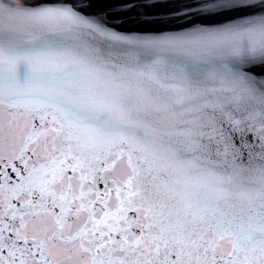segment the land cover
Here are the masks:
<instances>
[{
  "label": "snow or ice",
  "instance_id": "obj_1",
  "mask_svg": "<svg viewBox=\"0 0 264 264\" xmlns=\"http://www.w3.org/2000/svg\"><path fill=\"white\" fill-rule=\"evenodd\" d=\"M203 9L130 38L0 0V264H264V0Z\"/></svg>",
  "mask_w": 264,
  "mask_h": 264
},
{
  "label": "water",
  "instance_id": "obj_2",
  "mask_svg": "<svg viewBox=\"0 0 264 264\" xmlns=\"http://www.w3.org/2000/svg\"><path fill=\"white\" fill-rule=\"evenodd\" d=\"M62 2L67 3L78 16L98 25L105 32L130 38L178 35L196 27L212 28L226 22L223 16L203 9L211 0H62ZM8 3L19 4L20 0H8ZM99 39L100 37H97V40ZM92 62H96L94 56ZM237 92H241L238 87ZM248 104L252 107L258 106V102L254 100ZM246 115L247 111L242 106L236 118L241 119ZM248 124L252 127H248ZM225 126L227 128V122ZM259 127L258 121H248L234 132L228 129V134L232 136L237 148L250 144L253 146V154L258 156ZM242 151V159L246 160L248 151L244 149Z\"/></svg>",
  "mask_w": 264,
  "mask_h": 264
}]
</instances>
